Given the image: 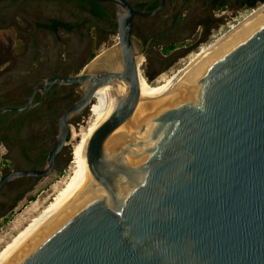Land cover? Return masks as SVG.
<instances>
[{
  "label": "water",
  "instance_id": "obj_1",
  "mask_svg": "<svg viewBox=\"0 0 264 264\" xmlns=\"http://www.w3.org/2000/svg\"><path fill=\"white\" fill-rule=\"evenodd\" d=\"M107 1L120 57L43 80L42 91L85 86L58 117L44 165L2 175L0 187L50 174L70 119L118 78L127 87L100 137L98 172L0 264H264V12L138 106L136 55L147 48L136 47L134 23L165 0L152 10Z\"/></svg>",
  "mask_w": 264,
  "mask_h": 264
},
{
  "label": "flooded vegetation",
  "instance_id": "obj_2",
  "mask_svg": "<svg viewBox=\"0 0 264 264\" xmlns=\"http://www.w3.org/2000/svg\"><path fill=\"white\" fill-rule=\"evenodd\" d=\"M129 1L135 8L144 10H152L160 4L159 0ZM255 1L165 0L162 11L152 16V19L156 18L152 24L153 31L145 34L147 29L142 26L138 34L133 33V37H138L141 51L147 48V55L155 43L173 45L186 38L191 29L185 28V23L196 12H206L213 7H250ZM113 8L114 4L107 0H0V27L14 26L16 16L30 27V31L25 32L27 40L21 54L14 57L19 67L0 72V160L11 164L0 161V176L12 170L41 168L44 165L50 150L46 152V146L53 137L50 124L55 120L58 123L63 111L81 96L65 105L61 101L69 90L64 89L82 84L53 83L42 91L43 80L84 70L85 66L80 67L81 59L95 38L89 34L90 29L96 28L99 34L110 29L115 18ZM96 10L103 15H96ZM165 13L169 16H164ZM61 57L72 62L70 71L66 72L61 67L64 61ZM88 57L93 58L90 53ZM26 104L27 107L20 111L10 109ZM57 112L60 114L57 115ZM35 180L31 176L18 177L0 187V216L10 210Z\"/></svg>",
  "mask_w": 264,
  "mask_h": 264
},
{
  "label": "rangeland",
  "instance_id": "obj_3",
  "mask_svg": "<svg viewBox=\"0 0 264 264\" xmlns=\"http://www.w3.org/2000/svg\"><path fill=\"white\" fill-rule=\"evenodd\" d=\"M264 1L256 0L253 6L233 8L226 6L221 8H209L206 12H196L192 18L185 23V28L191 29V32L173 44L174 48L169 49V45L163 43H155L151 47V51L145 57V62L141 65V73L148 79L150 84H157L161 79L165 78L173 71L183 66L188 62L194 54L199 51L208 42L215 39L222 32L227 30L232 24L236 23L244 17L250 10L257 8ZM115 12V8H113ZM169 16V13L163 14ZM115 16L113 15V18ZM156 18L141 19L137 17L134 23V34L140 32L141 27L148 31H153L152 24ZM109 26L110 29L104 32L97 31L96 28L90 29V35L95 36L87 53L81 59L80 67L92 59L88 57L106 51L109 49L118 51L117 36L114 31L116 27L115 21ZM14 26L0 27V72L3 70H10L18 68L15 55L21 54L23 46L27 40L26 31H30V27L24 20L16 16L13 20ZM97 33V34H96ZM43 37H46L42 33ZM66 38L65 34L61 35ZM137 36L133 37L136 47L139 48ZM63 64L62 68L68 72L72 68V62L61 57ZM21 63V62H20ZM85 63V64H84ZM21 66V64H20ZM77 71V69H75ZM3 84V83H1ZM84 84L76 87L65 88L69 90L66 92L67 96L61 102L68 104L72 100L77 99L84 90ZM77 90V91H74ZM92 101V100H91ZM60 113L57 112V115ZM93 116L88 110V106L80 113L74 115L69 122V131L67 140L61 152L56 158L55 168L47 176L38 178L31 182V185L22 192L18 201H16L10 210L4 215L0 216V248L4 246L14 235L18 232L34 215L38 214L46 204L51 201L57 190L63 186V183L68 179L72 170V148L79 140L81 134L86 131ZM76 129V130H75ZM50 132L53 134L47 143L46 152L56 141L57 134V120L53 121L49 126ZM79 131V132H78ZM76 133V134H73ZM76 140V141H75ZM1 156V153H0ZM1 162L8 163L4 160ZM10 164V163H8ZM11 165V164H10Z\"/></svg>",
  "mask_w": 264,
  "mask_h": 264
},
{
  "label": "bare ground",
  "instance_id": "obj_4",
  "mask_svg": "<svg viewBox=\"0 0 264 264\" xmlns=\"http://www.w3.org/2000/svg\"><path fill=\"white\" fill-rule=\"evenodd\" d=\"M264 12V3L257 8L250 10L244 17L232 24L227 30L222 32L212 41L204 45L194 56L171 74L161 79L157 84H150L148 79L141 73L140 67L145 62L142 53L136 55V65L138 70V87L140 100L138 106L153 99L162 90L169 86L174 80L198 64L210 54H212L221 44L225 43L255 16ZM118 51L112 49L96 54L91 61L86 64V69L94 70L112 63L114 59L120 57ZM127 83L118 78H112L101 84L92 96V101L88 105V110L93 116L88 128L83 132L79 140L72 148V170L68 179L59 188L41 211L31 217V219L17 233L0 248V261L17 248L30 234L45 223L55 211L69 200L77 191H80L85 184L98 172L99 163L97 160V148L104 126L116 103L117 96L126 90ZM76 130V129H75ZM79 132V131H78ZM76 134V133H73ZM76 141V140H75Z\"/></svg>",
  "mask_w": 264,
  "mask_h": 264
},
{
  "label": "trees",
  "instance_id": "obj_5",
  "mask_svg": "<svg viewBox=\"0 0 264 264\" xmlns=\"http://www.w3.org/2000/svg\"><path fill=\"white\" fill-rule=\"evenodd\" d=\"M262 2L264 1V0H261ZM254 5V2H251V4H250V6H253ZM95 14L96 15H99V16H102L103 14H102V12L101 11H95ZM174 48V46L173 45H169V49H173ZM93 57V56H92ZM68 138V137H67Z\"/></svg>",
  "mask_w": 264,
  "mask_h": 264
}]
</instances>
